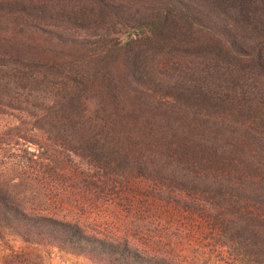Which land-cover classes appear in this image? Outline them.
I'll list each match as a JSON object with an SVG mask.
<instances>
[{
  "label": "trees",
  "instance_id": "trees-1",
  "mask_svg": "<svg viewBox=\"0 0 264 264\" xmlns=\"http://www.w3.org/2000/svg\"><path fill=\"white\" fill-rule=\"evenodd\" d=\"M14 114L93 178L165 191L227 259L148 257L1 184L0 237L109 264H264V0H0V115Z\"/></svg>",
  "mask_w": 264,
  "mask_h": 264
},
{
  "label": "rangeland",
  "instance_id": "rangeland-1",
  "mask_svg": "<svg viewBox=\"0 0 264 264\" xmlns=\"http://www.w3.org/2000/svg\"><path fill=\"white\" fill-rule=\"evenodd\" d=\"M18 116L0 115V184L22 193L27 209L79 223L90 237L127 242L148 257L174 263L227 259L211 246L213 233L201 218L186 212L182 204H169L165 191L158 193L145 181L131 182L122 190L93 178L78 158L55 149L43 135L36 133L39 146L19 136L27 134V127ZM17 128H22L20 134ZM29 153L37 156V163ZM177 201L188 200L179 196ZM53 247L75 264H109L104 256L73 254L51 241L27 243L11 233L0 237V264H33Z\"/></svg>",
  "mask_w": 264,
  "mask_h": 264
},
{
  "label": "built area",
  "instance_id": "built-area-1",
  "mask_svg": "<svg viewBox=\"0 0 264 264\" xmlns=\"http://www.w3.org/2000/svg\"><path fill=\"white\" fill-rule=\"evenodd\" d=\"M33 264H75L70 257H68L60 249L53 247L49 248L45 253L41 254L40 257Z\"/></svg>",
  "mask_w": 264,
  "mask_h": 264
}]
</instances>
